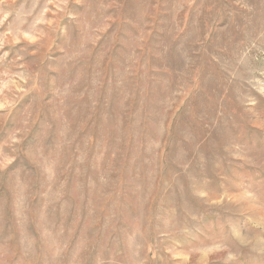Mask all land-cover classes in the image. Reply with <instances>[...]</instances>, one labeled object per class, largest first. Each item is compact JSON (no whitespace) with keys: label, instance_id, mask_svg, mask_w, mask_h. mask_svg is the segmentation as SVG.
Wrapping results in <instances>:
<instances>
[{"label":"rangeland","instance_id":"rangeland-1","mask_svg":"<svg viewBox=\"0 0 264 264\" xmlns=\"http://www.w3.org/2000/svg\"><path fill=\"white\" fill-rule=\"evenodd\" d=\"M0 264H264V0H0Z\"/></svg>","mask_w":264,"mask_h":264}]
</instances>
